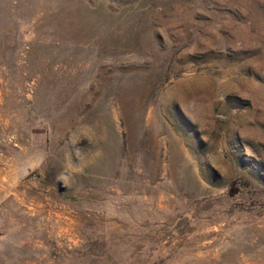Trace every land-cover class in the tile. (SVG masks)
<instances>
[{
	"label": "rangeland",
	"instance_id": "obj_1",
	"mask_svg": "<svg viewBox=\"0 0 264 264\" xmlns=\"http://www.w3.org/2000/svg\"><path fill=\"white\" fill-rule=\"evenodd\" d=\"M0 264H264V0H0Z\"/></svg>",
	"mask_w": 264,
	"mask_h": 264
}]
</instances>
